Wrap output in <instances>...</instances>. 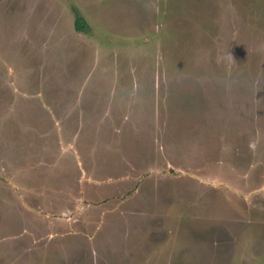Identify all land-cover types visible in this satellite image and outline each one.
<instances>
[{
    "label": "rangeland",
    "instance_id": "obj_1",
    "mask_svg": "<svg viewBox=\"0 0 264 264\" xmlns=\"http://www.w3.org/2000/svg\"><path fill=\"white\" fill-rule=\"evenodd\" d=\"M0 264H264V0H0Z\"/></svg>",
    "mask_w": 264,
    "mask_h": 264
},
{
    "label": "trees",
    "instance_id": "obj_2",
    "mask_svg": "<svg viewBox=\"0 0 264 264\" xmlns=\"http://www.w3.org/2000/svg\"><path fill=\"white\" fill-rule=\"evenodd\" d=\"M80 20V19H79Z\"/></svg>",
    "mask_w": 264,
    "mask_h": 264
}]
</instances>
